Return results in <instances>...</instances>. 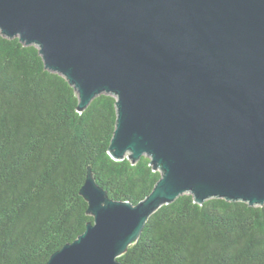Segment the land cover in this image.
<instances>
[{
    "label": "water",
    "instance_id": "obj_1",
    "mask_svg": "<svg viewBox=\"0 0 264 264\" xmlns=\"http://www.w3.org/2000/svg\"><path fill=\"white\" fill-rule=\"evenodd\" d=\"M0 34L39 50L78 110L109 94V154L161 178L137 205L88 171L83 234L45 264H121L160 207L191 194L264 204V0H0Z\"/></svg>",
    "mask_w": 264,
    "mask_h": 264
},
{
    "label": "trees",
    "instance_id": "obj_2",
    "mask_svg": "<svg viewBox=\"0 0 264 264\" xmlns=\"http://www.w3.org/2000/svg\"><path fill=\"white\" fill-rule=\"evenodd\" d=\"M68 81L39 50L0 34V264H45L93 217L80 191L88 171L115 201L137 205L161 178L148 157L114 160L116 98L78 110ZM121 264H264V204L191 194L160 207Z\"/></svg>",
    "mask_w": 264,
    "mask_h": 264
}]
</instances>
